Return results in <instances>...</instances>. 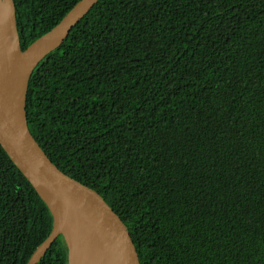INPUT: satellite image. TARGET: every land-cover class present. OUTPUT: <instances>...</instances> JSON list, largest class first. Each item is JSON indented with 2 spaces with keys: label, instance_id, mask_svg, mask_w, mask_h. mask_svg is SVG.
<instances>
[{
  "label": "trees",
  "instance_id": "trees-1",
  "mask_svg": "<svg viewBox=\"0 0 264 264\" xmlns=\"http://www.w3.org/2000/svg\"><path fill=\"white\" fill-rule=\"evenodd\" d=\"M80 0H14L25 51ZM30 130L141 264H264V0H98L33 71ZM0 144V264L51 233ZM60 235L38 264H70Z\"/></svg>",
  "mask_w": 264,
  "mask_h": 264
},
{
  "label": "water",
  "instance_id": "water-1",
  "mask_svg": "<svg viewBox=\"0 0 264 264\" xmlns=\"http://www.w3.org/2000/svg\"><path fill=\"white\" fill-rule=\"evenodd\" d=\"M97 2L78 1L55 27L23 51L12 0L19 49L23 53L32 51L21 67L13 68L8 64L0 37V144L53 214L51 233L36 247L27 264H38L62 234L69 246V263L72 264V246L65 233L71 219L80 226L91 264H141L135 242L120 215L97 190L63 172L52 161L28 123L26 102L33 71L43 58L61 45Z\"/></svg>",
  "mask_w": 264,
  "mask_h": 264
},
{
  "label": "bare ground",
  "instance_id": "bare-ground-1",
  "mask_svg": "<svg viewBox=\"0 0 264 264\" xmlns=\"http://www.w3.org/2000/svg\"><path fill=\"white\" fill-rule=\"evenodd\" d=\"M14 26L12 0H0V37L8 64L13 68L23 66L32 54V51L23 53L19 49ZM65 233L72 246V264H91L89 251L83 240L80 226L75 219L68 221Z\"/></svg>",
  "mask_w": 264,
  "mask_h": 264
}]
</instances>
